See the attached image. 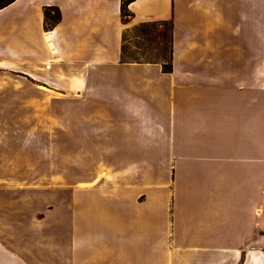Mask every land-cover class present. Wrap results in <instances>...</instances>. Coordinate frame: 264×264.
I'll return each mask as SVG.
<instances>
[{
    "label": "crops",
    "instance_id": "1",
    "mask_svg": "<svg viewBox=\"0 0 264 264\" xmlns=\"http://www.w3.org/2000/svg\"><path fill=\"white\" fill-rule=\"evenodd\" d=\"M127 10L0 9V85L77 119L72 196L0 191V264H264V0Z\"/></svg>",
    "mask_w": 264,
    "mask_h": 264
},
{
    "label": "rangeland",
    "instance_id": "2",
    "mask_svg": "<svg viewBox=\"0 0 264 264\" xmlns=\"http://www.w3.org/2000/svg\"><path fill=\"white\" fill-rule=\"evenodd\" d=\"M138 32L144 34L142 29ZM143 48L153 57L159 55L148 49L147 42ZM133 52L125 47L126 58L134 57ZM27 89L29 85L20 79L0 85V191L12 196L31 192L72 196L77 185L74 104L54 102L50 108H30Z\"/></svg>",
    "mask_w": 264,
    "mask_h": 264
},
{
    "label": "trees",
    "instance_id": "3",
    "mask_svg": "<svg viewBox=\"0 0 264 264\" xmlns=\"http://www.w3.org/2000/svg\"><path fill=\"white\" fill-rule=\"evenodd\" d=\"M14 0H0V9L6 7L7 5H9L10 3H12ZM134 0H121V17L125 20L129 17V12L127 10V6ZM48 11H50V9L47 10V12H45V17H47L48 15ZM59 19V14L55 13L54 14V20H58ZM163 71L165 73H169L171 68L169 64L163 65L162 67Z\"/></svg>",
    "mask_w": 264,
    "mask_h": 264
}]
</instances>
